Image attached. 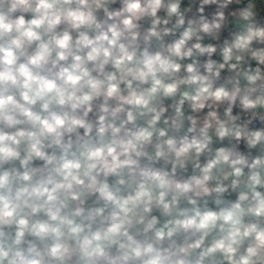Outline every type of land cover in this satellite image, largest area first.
<instances>
[{
  "label": "clouds",
  "instance_id": "9594fccd",
  "mask_svg": "<svg viewBox=\"0 0 264 264\" xmlns=\"http://www.w3.org/2000/svg\"><path fill=\"white\" fill-rule=\"evenodd\" d=\"M0 264H264V0H0Z\"/></svg>",
  "mask_w": 264,
  "mask_h": 264
}]
</instances>
